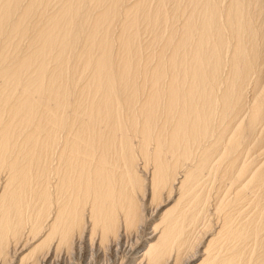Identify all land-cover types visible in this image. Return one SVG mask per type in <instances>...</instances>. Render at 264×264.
I'll list each match as a JSON object with an SVG mask.
<instances>
[{"label":"bare ground","instance_id":"obj_1","mask_svg":"<svg viewBox=\"0 0 264 264\" xmlns=\"http://www.w3.org/2000/svg\"><path fill=\"white\" fill-rule=\"evenodd\" d=\"M63 260L264 264V0H0V264Z\"/></svg>","mask_w":264,"mask_h":264},{"label":"rangeland","instance_id":"obj_2","mask_svg":"<svg viewBox=\"0 0 264 264\" xmlns=\"http://www.w3.org/2000/svg\"><path fill=\"white\" fill-rule=\"evenodd\" d=\"M173 203V200L170 202V204H172ZM68 263V260H63V262H61V263H59V264H67ZM56 264V263H55Z\"/></svg>","mask_w":264,"mask_h":264}]
</instances>
